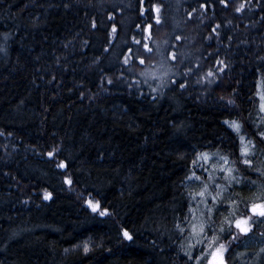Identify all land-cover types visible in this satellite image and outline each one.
Wrapping results in <instances>:
<instances>
[{"label": "trees", "instance_id": "trees-1", "mask_svg": "<svg viewBox=\"0 0 264 264\" xmlns=\"http://www.w3.org/2000/svg\"><path fill=\"white\" fill-rule=\"evenodd\" d=\"M151 2L163 6L161 26L140 15L138 0H0V264H177L186 256L187 228L175 227L173 208L180 192L187 198L192 190L180 183L185 162L178 156L227 155L220 141L235 133L224 121L259 120L264 0ZM164 41L180 59L169 58L161 84L141 75L159 57L141 65L128 50L142 52L147 43L154 51ZM218 49L233 70L227 83L224 72L214 77ZM236 188L225 198L244 204L257 194ZM89 199L112 214L93 213ZM125 227L132 241L122 237ZM238 246L229 264H247L264 244L245 252Z\"/></svg>", "mask_w": 264, "mask_h": 264}, {"label": "snow or ice", "instance_id": "snow-or-ice-1", "mask_svg": "<svg viewBox=\"0 0 264 264\" xmlns=\"http://www.w3.org/2000/svg\"><path fill=\"white\" fill-rule=\"evenodd\" d=\"M147 3V7H144V4ZM219 3L227 6V0H219ZM67 6V5H66ZM162 5L152 3L151 0H138V11L141 16L147 14L148 20L155 22V26L162 25V19L159 15L161 13ZM201 8H206V4H201ZM237 7L235 11H241V8ZM195 11V9H193ZM153 12L157 15L153 16ZM191 16V13H189ZM111 22V18H109ZM91 27L96 29L98 27L95 20L92 22ZM137 27H140L137 25ZM154 28L153 23H146L145 30L151 32ZM106 30V29H105ZM215 31V29H212ZM116 26L113 25L112 33H116ZM219 35V34H217ZM7 39V34H5ZM177 40L180 37H176ZM136 44H141V41H136ZM168 42L164 41L162 44L157 45L156 53L159 56V60L156 62V69L158 70H149L146 72H141L142 76L151 75L160 80L161 84L164 83V77L168 75L171 70L172 65L169 63V58L172 61L180 59V56L176 52L167 51ZM104 51L107 52L108 48L105 47ZM129 53L133 56H138L140 64L145 65L151 63V61H146V57H151L153 54V49L149 47L147 43L143 44L142 52H133L130 48ZM123 55V53H121ZM129 59L125 57L124 64H128ZM227 68V65H224L220 69L221 72H224ZM189 71H191L189 69ZM212 75V73H209ZM55 79V77H53ZM103 80V77H101ZM147 82V81H146ZM109 84H113L112 79L108 80ZM131 87V85H129ZM179 87L184 88L185 84H179ZM260 90L255 93L259 97V112L264 113V73L260 75V82L256 85ZM233 92L236 93V89H233ZM83 97L84 93H80ZM251 101V97L248 98ZM229 104H232L237 109V115H239V106L236 105L235 100H229ZM224 124L228 125L232 132L235 135L230 137V142L221 140L220 143L224 144L227 148V155L219 157L218 162H213V157L218 156L217 153L204 152H194L190 161L188 160L186 153H181L178 156V159L183 160L185 175L181 179V185L185 181H200L202 186L199 191H189L187 193V198L183 192L179 193V198L176 199V204L178 207L173 208L174 219H178L179 222L175 224V227L179 230L180 233H184L185 228L188 231V243L187 246L181 245V250L185 252L187 257L185 264L195 261V264H202L201 258L203 257L207 264H229V256L232 253V250L235 246L239 245L244 240L249 239L253 235H257L261 239V243L264 244V231L257 233V229L264 224V116H262L258 121H254L249 124L246 120H225ZM248 125L252 128L250 133L244 131L245 125ZM243 133V134H242ZM3 133H0L2 135ZM12 135V133H8ZM55 154L53 151L47 152L48 157H53ZM234 157V158H233ZM203 161L204 163H201ZM211 163V169L206 165ZM67 162H61L59 167L66 168ZM197 169L201 170V173H207V180L213 181L214 183V174L219 173L223 177L222 184H214V189L210 188L209 183L202 180V175L197 173ZM239 174V175H237ZM255 175L259 179H252V176ZM67 183L72 184V180H67ZM239 186L242 190L247 188H256L259 192V200L257 202L248 203L245 201V207L247 215H241L237 217L235 211L231 214V218H225L228 225L227 228L223 226L219 227L217 231L213 225L216 223L212 217L216 212H219L221 206L225 204H235L234 200L225 198L223 193L225 191H232L235 187ZM239 195V193H235ZM52 193H48L44 198L50 199ZM197 197L201 199L197 201ZM208 197L211 198L212 206H208L209 201ZM196 201V207L192 206V202ZM93 213H98L100 217H108L112 214L109 207H103L100 201H93L89 199L85 201ZM204 204L207 211H199V205ZM103 208V210H101ZM187 209L188 215H182L184 209ZM181 214V215H177ZM187 222L183 227L181 224ZM207 232H211L212 235L210 238L206 236ZM122 237L128 241L134 239V235L128 230V228L122 229ZM208 240V243L205 248L197 249L196 246L203 244L205 240ZM194 241V243H193ZM100 245H97L99 247ZM68 249H65L67 252ZM83 252L88 254L90 252V247L88 242L83 243ZM198 252V254H197ZM237 255L243 256L244 253H238ZM252 260H249L247 264H264V246L259 247L258 250H255L251 253ZM234 259V257H233Z\"/></svg>", "mask_w": 264, "mask_h": 264}, {"label": "rangeland", "instance_id": "rangeland-1", "mask_svg": "<svg viewBox=\"0 0 264 264\" xmlns=\"http://www.w3.org/2000/svg\"><path fill=\"white\" fill-rule=\"evenodd\" d=\"M250 4H251V3H250ZM250 4H248V6H247L248 9H250ZM260 16H261V19H262V24L264 25V15H263V13H262ZM168 20H169V18H168ZM217 28H218L217 25L214 26L215 31H216ZM215 31H214V43L217 44V42H218L219 40L217 39L218 35L215 34ZM254 35H255V34H254ZM249 36H250V34H249ZM259 38H261V40L263 41V39H264V29H263L262 33L260 34V37H259ZM247 41H248V40H247ZM252 43H253L254 45H256L257 47L260 46V45H259V44H260V41H259V42H258V41H257V42L253 41ZM262 43H263V42H262ZM196 44H198V42H196ZM217 52H218L217 55L214 54V65H213V66H214V77H215V74H216V73L221 72L220 69H221L222 67H224V65H227V66L229 65V67H227V68L225 69V71H224V75H223V77H222V80L225 79V80H226V83H227L229 80H232V78H233V70H232V67H231V63L228 64V63L224 60V58L221 57L222 54L219 53V49H218ZM153 54H155L157 57H159L158 54L156 53V50L153 51ZM154 70H157L156 67H154ZM157 75H158V70H157ZM259 82H260V81H259ZM226 83H224V84H226ZM221 84H222V83H221ZM259 90H260V89L258 88V91H259ZM258 105H259V97H258ZM258 108H259V107H258ZM257 116H258L259 119H260L262 116H264V113L261 114V113L259 112V110H258V111H257ZM240 118H241V117H240ZM241 120H242V118H241ZM251 120L253 121L252 117H251ZM256 120H258V119L256 118ZM249 122H250V121H249ZM250 123H251V122H250ZM244 131L248 133L246 126H245ZM251 131H252V128H251L250 132H251ZM242 134H243V133H242ZM217 152H219V155L213 157V162H218L220 156L226 155V154H225L223 151H221V150H219V151H217ZM217 152L209 151L210 154H211V153H217ZM233 158H234V157H233ZM262 159H264V158H262ZM206 166H207L209 169H211V163L207 164ZM197 173L202 175V180H204V181H206V182L209 183L210 188H213V189H214V184H222V183L224 182V181H223V177H222L218 172L214 174V183H213V181H208V180H207V176H208L207 173H201V170H200V169H197ZM237 175H239V174H237ZM252 179H257V177H256L255 175H253V176H252ZM201 186H202V184H201L200 181L192 180V181H189V182H188V187L191 188L192 191H199V189H200ZM236 190H237L238 192H242L243 194H248V192H249L247 188H245V189L242 190L239 186H237ZM250 190H251V192H252V188H251ZM254 191L257 193V198L254 197L253 200L247 201L248 203H251V202H257V201L259 200V195H258V191H257V189H256V188H253V192H254ZM223 196L225 197V192L223 193ZM245 196H246V195H245ZM200 199H201L200 197H197V201L200 200ZM207 199H208V201H209L208 206H212V203H213V202L211 201V198L208 197ZM247 200H248V199H247ZM237 201H238V200H237ZM237 201H236V202H237ZM196 206H197V205L195 204L194 207H196ZM199 211H205V212L207 211V209H206V207H205L204 204L201 203V204L199 205ZM233 211H235V215H236L237 217H239V216H241V215H245V213H247V211H246V207H245V203H244V204H238V203L230 204L229 207H227L226 205L221 206L220 209H219V213L223 215V218L220 219L218 216H216V217H212V219H214L215 222H216V223L213 225V227L216 228L217 231L219 230V227H221V226H223L224 228H227L228 225H227V223H226L225 218H226V217H227V218H231V214L233 213ZM216 218H218L219 220H216ZM188 231H189V230L187 229V230H186L185 237H184V246H185V242H186V244L188 243V240H187V237H188ZM261 231H264V224H262V225L260 226V228L257 229V233H259V232H261ZM207 235H208V238H210L211 235H212V233H211V232H207V233H206V236H207ZM193 243H194V241H193ZM207 243H208V240L206 239V240L204 241L203 244L197 245L196 248H197V249L205 248L206 245H207ZM259 244H261V239H260V237L258 238V234H257V235H253V236L250 237L249 239L244 240L243 242H241V243L239 244L238 248H239V249H243L244 252H245L246 250L255 249L257 246H259ZM235 251H236V250H235ZM238 252H240V251H238ZM197 254H198V252H197ZM247 255H249V253H248ZM233 257H234V259H233ZM231 258H232V261H237V256H236V253H235V252L233 253V255H232V253H231V255L229 256V259H231ZM186 259H187L186 256L181 257V258H178V260H177V264H185ZM201 260H202V263L205 262V264H207V261H206L203 257L201 258ZM189 264H195V261L189 262Z\"/></svg>", "mask_w": 264, "mask_h": 264}, {"label": "flooded vegetation", "instance_id": "flooded-vegetation-1", "mask_svg": "<svg viewBox=\"0 0 264 264\" xmlns=\"http://www.w3.org/2000/svg\"><path fill=\"white\" fill-rule=\"evenodd\" d=\"M261 114H262V113H261ZM257 179H259V178L257 177ZM252 192H253V188H252ZM252 192H251V193H252ZM258 195H259V193H258ZM252 196H253V198H254V197L257 198V194H254V195H252ZM250 199H251V197H250ZM250 199H249V201H250ZM247 214H249V213H245V215H247Z\"/></svg>", "mask_w": 264, "mask_h": 264}]
</instances>
